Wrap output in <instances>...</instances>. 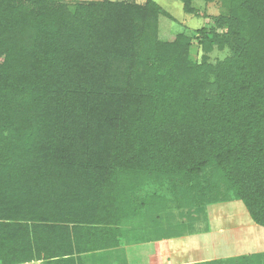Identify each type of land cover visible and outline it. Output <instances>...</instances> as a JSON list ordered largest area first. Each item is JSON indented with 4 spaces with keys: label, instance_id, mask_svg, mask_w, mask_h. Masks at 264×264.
Wrapping results in <instances>:
<instances>
[{
    "label": "trees",
    "instance_id": "obj_1",
    "mask_svg": "<svg viewBox=\"0 0 264 264\" xmlns=\"http://www.w3.org/2000/svg\"><path fill=\"white\" fill-rule=\"evenodd\" d=\"M199 1L162 40L154 0H0V264H126L242 205L264 227V0Z\"/></svg>",
    "mask_w": 264,
    "mask_h": 264
},
{
    "label": "rangeland",
    "instance_id": "obj_2",
    "mask_svg": "<svg viewBox=\"0 0 264 264\" xmlns=\"http://www.w3.org/2000/svg\"><path fill=\"white\" fill-rule=\"evenodd\" d=\"M142 2L143 0H136ZM163 9H165L174 20H170L164 16L159 18V38L162 40H171L178 33L183 31L199 28L205 24L203 18L204 13L216 15L219 13V5L217 3H204L199 0H194L193 5L198 9V16H194L184 12L182 4L179 0H154ZM228 52L214 50L210 54L212 61L223 58ZM157 192L167 197H171L172 190L167 182L161 185L156 183H149L139 190V194L143 195L147 192ZM242 205V203H241ZM233 206H228L231 209ZM235 207V206H234ZM243 208V205L240 206ZM211 207L209 212L216 211ZM236 209V215H243V209ZM233 210V209H232ZM217 213V211H216ZM230 216L224 218V225L217 223L213 216L209 217V225L207 230H200L195 233L185 232L178 240L166 241L172 249H177L178 258L175 263L181 264L187 261L194 262L195 260L208 259H225L228 257H237L240 255H247L251 253L264 252V227L253 223H246L240 221L239 218ZM233 217V218H231ZM217 219V218H216ZM202 226V224H200ZM142 231L141 229L138 230ZM177 243H179L177 245Z\"/></svg>",
    "mask_w": 264,
    "mask_h": 264
},
{
    "label": "crops",
    "instance_id": "obj_3",
    "mask_svg": "<svg viewBox=\"0 0 264 264\" xmlns=\"http://www.w3.org/2000/svg\"><path fill=\"white\" fill-rule=\"evenodd\" d=\"M178 238H174V240H178ZM136 238H132L131 242L123 245L124 249V261L126 264H181L175 263L178 258L177 249H172L170 245H167L166 241L172 240H157L152 242H139L136 241ZM179 243H177L178 245ZM116 255L114 254L112 257L109 254V258L107 260L100 262L97 260H88L90 258H83L84 264H113ZM123 256V255H122ZM121 259L122 257H118ZM118 259V260H119ZM196 261V260H195ZM77 262V261H76ZM191 261H187L189 263ZM34 264V263H33ZM77 264V263H76ZM185 264V263H183Z\"/></svg>",
    "mask_w": 264,
    "mask_h": 264
},
{
    "label": "built area",
    "instance_id": "obj_4",
    "mask_svg": "<svg viewBox=\"0 0 264 264\" xmlns=\"http://www.w3.org/2000/svg\"><path fill=\"white\" fill-rule=\"evenodd\" d=\"M26 264H30V263H26Z\"/></svg>",
    "mask_w": 264,
    "mask_h": 264
}]
</instances>
